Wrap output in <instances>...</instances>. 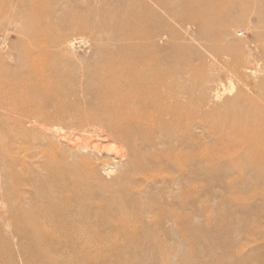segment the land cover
<instances>
[{
	"label": "rangeland",
	"instance_id": "374dc122",
	"mask_svg": "<svg viewBox=\"0 0 264 264\" xmlns=\"http://www.w3.org/2000/svg\"><path fill=\"white\" fill-rule=\"evenodd\" d=\"M198 2L203 9L197 10ZM134 21L141 25L135 33L128 28ZM135 49L147 56L159 51L169 60L174 56L198 78L194 135L186 134L197 156L196 197L194 204L187 203L193 215L187 207L177 209L175 225L163 222L159 226L169 233L165 239H151L148 234L140 240L73 239L69 232L79 233L83 228L65 225L51 227L45 235L44 228L49 226L41 218L53 209L43 201L46 193H40L41 181L35 175L49 176L45 170L53 147L48 142L65 153L66 159L54 163L60 170L68 162V145L59 141V133L46 137L32 132L30 141L21 142L28 150L23 157L22 198L20 202L12 199L22 210L18 213L7 206L0 214V264H264V183L260 181L264 163L248 152L252 149L249 140L264 131V0L239 4L236 0H0L4 66L23 63L31 54H45L48 63L74 72L75 77L65 82L79 86L82 67L103 59L106 51L124 53L121 60L127 62ZM187 82L184 75L180 85ZM185 96L180 98L185 100ZM68 100V96L63 98L65 103ZM99 171L105 180L114 173L113 169ZM61 183L66 185L67 179ZM175 187L170 201L176 197ZM66 191L56 192L58 201ZM157 191L149 189L148 200ZM181 199L188 202L184 196ZM176 201L178 205L177 197ZM64 207L60 214L68 221ZM23 214L32 219V228L27 230L43 234L40 242L17 233ZM37 215H41L39 220ZM249 216L257 218V224L249 222ZM146 225L157 237L159 224Z\"/></svg>",
	"mask_w": 264,
	"mask_h": 264
},
{
	"label": "bare ground",
	"instance_id": "6f19581e",
	"mask_svg": "<svg viewBox=\"0 0 264 264\" xmlns=\"http://www.w3.org/2000/svg\"><path fill=\"white\" fill-rule=\"evenodd\" d=\"M203 8L199 4L197 10ZM128 28L133 33L139 31L140 21L129 23ZM109 52L92 66L82 67L79 86L65 82L75 77L74 72L48 63L45 54L38 57L31 54L24 64L4 66L0 53V214L7 206L18 213L22 210L20 185L24 182L22 173L26 165L23 157L28 150L21 142L30 141L32 132L42 136L59 133V141L68 145V162L60 170L54 163L66 159L65 153H59L54 143L48 142L53 147L48 156L51 163L45 170L49 176L35 175L41 181L40 193H46L43 201L53 207L50 206L53 210L47 216H36L48 222L45 235L51 233V227L65 225L83 228L76 231L79 233L69 232L73 239L140 240L147 234L151 239H165L169 233L159 227L161 223L175 225L177 209L187 207V203L194 204L197 156L195 145L186 142V134L194 135L191 126L199 104L194 70L174 56L169 60L159 51L151 52L156 56H147L135 49L127 62L121 60L124 53ZM184 75L188 82L180 85ZM181 94L186 95L185 100L180 98ZM67 96L71 100L65 103L63 98ZM255 138H258L256 142ZM255 138L249 140L252 149L248 152L264 163V131ZM100 169L108 173L113 169L114 173H109L110 179L105 180ZM64 178L66 185L61 183ZM260 181L264 183V177ZM261 182L253 184L262 185ZM172 186H176L174 195L180 200L178 205L176 197L169 199L173 196ZM152 187L160 191L148 200L146 193ZM59 189L67 190L61 194V201L56 195ZM12 199L15 202L18 199V204ZM64 205L68 208V221L60 214L65 211ZM30 220L27 214L20 216L17 233L38 243L43 234L39 230H27L32 228ZM248 221L257 224L255 217L249 216ZM144 222L159 224L157 237L148 231L150 225L143 226Z\"/></svg>",
	"mask_w": 264,
	"mask_h": 264
}]
</instances>
